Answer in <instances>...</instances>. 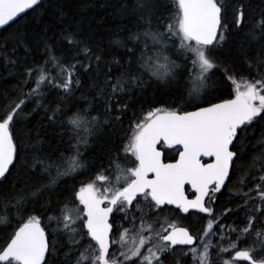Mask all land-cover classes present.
Returning a JSON list of instances; mask_svg holds the SVG:
<instances>
[{
    "label": "snow or ice",
    "instance_id": "1",
    "mask_svg": "<svg viewBox=\"0 0 264 264\" xmlns=\"http://www.w3.org/2000/svg\"><path fill=\"white\" fill-rule=\"evenodd\" d=\"M40 5L41 0H0V28ZM246 9L232 0H134L138 30L114 41L133 44L126 48V61L71 28L59 37L70 58L43 41L41 60L25 67L15 96L0 97V185L22 159L33 176L8 191L0 187V224L17 220L0 247V264H264V140L253 143L248 136L249 129L264 126V11L251 16ZM237 31L244 68L223 69L230 98L210 95L205 89L220 67L212 54L234 41ZM11 39L13 54L20 47L32 51L26 31ZM149 40L154 57L141 50L143 66L157 81L179 78L191 84L184 106L193 110L148 111L130 127L127 143L109 149L97 164L87 153L121 123L129 107L121 97L130 100L134 90L149 86L151 77L133 71L137 50L148 48ZM0 54L15 63L7 42L0 43ZM28 84L34 87L25 91ZM45 89L63 90V98L46 105ZM80 89L92 94L91 101L67 109L65 100ZM29 103L43 109L49 123L59 124L64 151L42 154L36 141L32 156L23 157L24 133L14 136L13 128ZM90 171L92 177L73 186L71 197L63 195L62 185ZM222 189L231 207L215 206ZM166 211L196 217L195 223L180 226ZM228 218L238 223L225 224Z\"/></svg>",
    "mask_w": 264,
    "mask_h": 264
},
{
    "label": "trees",
    "instance_id": "2",
    "mask_svg": "<svg viewBox=\"0 0 264 264\" xmlns=\"http://www.w3.org/2000/svg\"><path fill=\"white\" fill-rule=\"evenodd\" d=\"M232 2L234 5L241 2L245 3L247 6L246 10L251 16L258 15L264 11V0H232ZM133 5L134 0H41L40 6L31 9L14 23L0 30V43L7 42L9 57L15 62L9 63L8 59L3 54H0V97L15 96L20 82L25 79L23 76L25 67L31 65L34 61L39 62L41 60L44 49L43 41L45 39H47L48 44L56 47L57 55L63 54L67 58L71 57L72 53L65 52V49L68 48L67 43L59 41L62 30L66 28H71L74 31L79 30L86 40L91 38L92 41L98 43L105 51H111L116 57L121 58L122 61H126L128 59L124 56L126 48H132L133 44L125 41L126 47H124L115 44L114 41L117 39L123 40L128 35L129 30H138L136 25L139 21L136 19L132 10ZM227 23L231 29V16L227 18ZM25 31L28 33V39L32 44V51L29 53L26 48L20 47L13 54L11 52V48L13 47L11 38L17 32ZM233 35L235 37L234 41L212 54L220 67L213 70L214 77L209 81V87L205 89L210 95L220 96L223 94L224 98H230L227 95L229 88L227 82L224 81L223 69L233 66L241 70L244 68L237 51L238 41L242 38V33L237 31ZM152 47L150 40L148 41V48H143V45H141V49L137 50L136 55V59L139 62L133 67V71L138 70L142 72L145 79L151 77L149 86L143 91L134 90V95H132L130 100L127 96L121 97V100L129 105L121 117V123L117 125L115 131H105L87 153L89 158L93 159L97 164L109 149H116L120 145L127 143L125 136L130 134V127L134 126L148 111L157 107H181L184 106V100L188 99L187 90L192 86L191 84L179 78L171 81H157V78L152 76V69L143 66L144 61L140 59L141 50L146 53V58L154 57L153 51L149 50ZM105 59H111V56H106ZM172 59H176V57L173 55ZM233 61H235V64H233ZM151 63H155V59ZM49 70H52L51 66H49ZM113 71H116V69H113ZM228 74L233 75L231 71ZM239 74L237 73V76ZM243 74L246 75V72ZM81 80L85 85L88 83L84 77ZM213 85H216L219 91H214ZM30 86L34 87L33 84L24 85V90L27 91ZM45 92L46 100L44 103L46 105L54 106L58 95L63 98V90H60L58 93L54 89L51 91L45 89ZM91 99L92 94L90 92L86 89H80L67 97L65 105L67 109L75 111L77 107H87ZM195 103H200V101H195ZM34 108L35 111H33ZM184 110L190 111L193 108L184 106ZM24 112L26 116L13 128L14 136H20L21 133H24L22 138L27 145L23 153L24 158H30L32 156L33 145L36 141L40 142L38 148L42 154L64 151L66 145L62 143V139L66 140V137H62L58 123H49L45 116V111L36 108L34 103H29L25 107ZM248 136L253 143L264 140V126L257 125L249 129ZM105 163H107L106 160ZM121 163L125 164L123 160H121ZM92 175L93 173L90 171L86 175L80 176L78 180H70L67 185H62L65 189L63 195L71 197L73 194V186L78 188L80 181L90 179ZM32 178V173L24 166L22 159L21 163L17 164L12 170L9 179L4 181L0 187L4 191H8L13 186L19 187ZM229 200L230 196L228 191L222 189L221 193L216 194L215 206L218 208L231 207L232 205L229 203ZM167 213L165 212L164 214ZM27 214L39 213L29 212ZM9 220L11 226L8 224H0V247L6 245L17 225V220L11 217H9ZM195 220L196 217H188L183 224L189 226L195 223ZM224 223L233 225L237 224L238 221L236 218H228ZM46 224L47 221L42 216V225ZM52 226L55 227V222H53ZM239 226L242 227L243 225Z\"/></svg>",
    "mask_w": 264,
    "mask_h": 264
},
{
    "label": "flooded vegetation",
    "instance_id": "3",
    "mask_svg": "<svg viewBox=\"0 0 264 264\" xmlns=\"http://www.w3.org/2000/svg\"><path fill=\"white\" fill-rule=\"evenodd\" d=\"M172 151L174 152V150H172ZM168 155H169V153L165 152V156L167 157ZM128 164H129L128 166H130V167L132 166L130 163H128ZM106 186L107 185L103 184V182H98V184H97V187H106ZM186 191H188L189 194L192 192V190L189 187L186 188ZM190 198H192L191 195H190ZM167 207H168V209H175V206H173V205H169ZM193 211H195V210H193ZM166 212H168V211H166ZM164 215H167V216H169L170 219L175 220L178 223V225L186 226V225L183 224V222H186L187 219H184V217L187 214H183V213H180V212H175V213L168 212L167 214H164ZM201 215H204V214H201ZM126 226L127 225H125V227ZM189 260H190V258H189Z\"/></svg>",
    "mask_w": 264,
    "mask_h": 264
},
{
    "label": "water",
    "instance_id": "4",
    "mask_svg": "<svg viewBox=\"0 0 264 264\" xmlns=\"http://www.w3.org/2000/svg\"><path fill=\"white\" fill-rule=\"evenodd\" d=\"M30 10H31V9H29V10H26V12H25V13H23V14H21L19 18H21V17H22L24 14H26V13H27L28 11H30ZM19 18H18V19H19ZM18 19H17V20H18ZM10 24H12V23H10ZM6 27H7V26H6ZM3 28H5V27H3ZM3 28H0V30H2ZM190 111H191V110H190ZM208 159H210V158H205L206 162H207V160H208ZM187 187H189V188H190V186H186V188H187ZM190 189H191V188H190ZM191 190H192V189H191ZM192 191H193V190H192Z\"/></svg>",
    "mask_w": 264,
    "mask_h": 264
},
{
    "label": "rangeland",
    "instance_id": "5",
    "mask_svg": "<svg viewBox=\"0 0 264 264\" xmlns=\"http://www.w3.org/2000/svg\"><path fill=\"white\" fill-rule=\"evenodd\" d=\"M51 72H52L53 75H56V74H57V71H56L55 69H52ZM121 164H122V163H121ZM122 165L126 166V164H122ZM128 165H129V164H128ZM128 165H127V167H130V166H128ZM97 184H98V182H97ZM126 227H127V226H126ZM189 258H190V257H189Z\"/></svg>",
    "mask_w": 264,
    "mask_h": 264
}]
</instances>
